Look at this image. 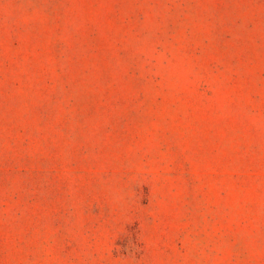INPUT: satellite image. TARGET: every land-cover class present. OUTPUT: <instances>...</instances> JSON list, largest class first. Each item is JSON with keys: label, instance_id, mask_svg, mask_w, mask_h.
<instances>
[{"label": "rangeland", "instance_id": "rangeland-1", "mask_svg": "<svg viewBox=\"0 0 264 264\" xmlns=\"http://www.w3.org/2000/svg\"><path fill=\"white\" fill-rule=\"evenodd\" d=\"M0 264H264V0H0Z\"/></svg>", "mask_w": 264, "mask_h": 264}]
</instances>
